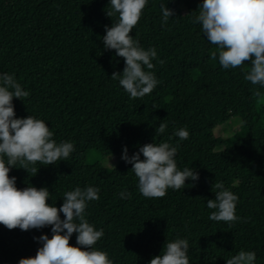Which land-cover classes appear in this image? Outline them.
Segmentation results:
<instances>
[{"label":"trees","instance_id":"trees-1","mask_svg":"<svg viewBox=\"0 0 264 264\" xmlns=\"http://www.w3.org/2000/svg\"><path fill=\"white\" fill-rule=\"evenodd\" d=\"M202 3L148 0L130 35L145 50L156 49L150 71L158 84L133 99L110 78L125 67L102 40L105 26L118 19L106 15L110 0H0V74H13L30 93L23 101L13 99L16 118L43 120L58 144L72 142L75 149L66 161L30 165L38 169L35 176L19 164L9 175L19 189L48 188L47 202L57 208L65 192L98 188L100 199L87 202L85 218L103 229L93 247L113 264H149L166 241L177 238L189 242V264H226L240 250L254 251L255 264H264V87L244 79L250 61L223 69L218 54L211 58L217 46L192 22ZM161 5L175 12L164 26ZM232 117L241 119L240 129L226 140L216 137L215 128ZM160 123L167 128L156 134ZM181 128L189 132L186 140L173 135ZM162 142L178 146V170L199 174L198 181L169 188L163 198L144 197L123 159L112 169L98 162L124 147L131 156L145 144ZM215 181L238 196L237 221L209 219ZM121 192L130 196L121 199ZM41 235L51 238V226L23 231L0 224V264L34 257ZM76 236L72 246H78Z\"/></svg>","mask_w":264,"mask_h":264},{"label":"clouds","instance_id":"clouds-1","mask_svg":"<svg viewBox=\"0 0 264 264\" xmlns=\"http://www.w3.org/2000/svg\"><path fill=\"white\" fill-rule=\"evenodd\" d=\"M147 3L148 0H110L106 15L112 18L118 14V19L110 27L105 26L106 34L102 37L104 48L115 50L116 56L125 62L123 72H113L110 78L118 80L133 99L150 94L158 84L150 71L154 68L152 60L157 57L156 49L145 50L130 35ZM161 13L162 26L175 15L174 10L165 5H161ZM192 22L202 25L209 43L217 46L211 52L213 60L218 54L223 69L242 67L250 61L251 67L244 79L264 87V0H203ZM145 66L149 71H145ZM29 95L13 74H0V224L9 230L19 228L23 231L51 226L52 231L51 238L48 235L35 238L42 246L34 257L22 258L19 264H113L106 252L93 247L104 236L103 229L96 230L85 218L87 202L100 199L98 188L76 187L65 192L63 204L57 208L47 202L51 195L48 188L19 189L16 177L9 175L19 164V168L35 176L38 169L30 165L37 162L44 166L57 164L66 161L75 150L72 142L58 144L43 120L32 115L16 118L13 99L23 101ZM254 95L260 97L261 92L257 90ZM166 128L167 123H160L156 134L164 133ZM173 135L186 140L189 132L181 128ZM177 147L168 142L148 143L131 156L124 147L121 158L132 165L131 171L138 178V189L144 197L163 198L169 188L180 190L186 181H198L199 174L195 170L188 167L178 170ZM213 190L215 198L207 200L208 209L214 210L209 219L224 222L240 219L236 215L238 196L218 181L212 185ZM129 196V193H120L121 199ZM73 233L77 234L78 246L70 244ZM188 251L187 239L166 241L161 254L154 256L149 264H189ZM255 261L254 251L240 250L227 259L226 264H255Z\"/></svg>","mask_w":264,"mask_h":264},{"label":"rangeland","instance_id":"rangeland-1","mask_svg":"<svg viewBox=\"0 0 264 264\" xmlns=\"http://www.w3.org/2000/svg\"><path fill=\"white\" fill-rule=\"evenodd\" d=\"M242 121L239 117H232L227 122L217 126L214 130V135L220 139L226 140L231 136L236 130L240 129ZM223 148L222 145L216 147V151H221ZM123 151L118 154H113L107 157H101L98 159V162L105 168L112 169L117 166L122 160Z\"/></svg>","mask_w":264,"mask_h":264}]
</instances>
